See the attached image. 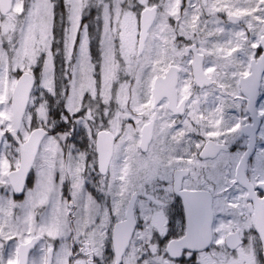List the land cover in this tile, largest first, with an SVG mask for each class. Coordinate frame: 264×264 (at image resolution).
<instances>
[{"label": "snow or ice", "instance_id": "obj_1", "mask_svg": "<svg viewBox=\"0 0 264 264\" xmlns=\"http://www.w3.org/2000/svg\"><path fill=\"white\" fill-rule=\"evenodd\" d=\"M0 264H264V0H0Z\"/></svg>", "mask_w": 264, "mask_h": 264}]
</instances>
